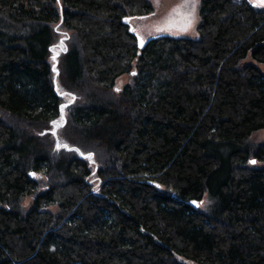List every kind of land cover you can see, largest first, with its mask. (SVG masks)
<instances>
[{
    "label": "trees",
    "instance_id": "1",
    "mask_svg": "<svg viewBox=\"0 0 264 264\" xmlns=\"http://www.w3.org/2000/svg\"><path fill=\"white\" fill-rule=\"evenodd\" d=\"M153 12L0 0V264H264V10L200 0L140 49Z\"/></svg>",
    "mask_w": 264,
    "mask_h": 264
},
{
    "label": "rangeland",
    "instance_id": "2",
    "mask_svg": "<svg viewBox=\"0 0 264 264\" xmlns=\"http://www.w3.org/2000/svg\"><path fill=\"white\" fill-rule=\"evenodd\" d=\"M154 6V12L152 17L146 20H133L132 26L134 32L140 36L142 39H148L155 35L165 34L171 36H182L187 38H194L196 36V27L199 23V2L200 0H192L186 7H181L184 5L185 0H149ZM253 4L255 7L264 10V6H257L256 0H246ZM194 4V7H193ZM157 29H162L158 31ZM61 42L58 43L53 48V53L50 57V61L56 64L57 56L64 50V39L66 38V33H60ZM263 68V65H259ZM57 77V74H56ZM55 77V79H56ZM127 81L126 78L122 79V83ZM57 85L58 92L62 95L65 103H70L73 100L72 96L63 91L59 85ZM65 104V105H66ZM67 106V105H66ZM66 112L61 113V117L53 124L50 129V133L55 139V144L57 148L67 147L66 141L62 136V126L65 122ZM256 142L264 141V131L256 133L254 136ZM90 161V165L93 167L94 156L84 155ZM25 204H29L26 201ZM200 209L203 208V204L199 205Z\"/></svg>",
    "mask_w": 264,
    "mask_h": 264
},
{
    "label": "snow or ice",
    "instance_id": "3",
    "mask_svg": "<svg viewBox=\"0 0 264 264\" xmlns=\"http://www.w3.org/2000/svg\"><path fill=\"white\" fill-rule=\"evenodd\" d=\"M190 2H192V0H185L184 5H182L181 7H186ZM256 4L257 6H264V0H256ZM194 7V4H193ZM158 31L162 30V29H157ZM252 163H255V161H252Z\"/></svg>",
    "mask_w": 264,
    "mask_h": 264
},
{
    "label": "water",
    "instance_id": "4",
    "mask_svg": "<svg viewBox=\"0 0 264 264\" xmlns=\"http://www.w3.org/2000/svg\"><path fill=\"white\" fill-rule=\"evenodd\" d=\"M138 36V35H137ZM153 38H155V36L150 37L146 40H143L140 36L137 37L138 40V44H139V48L142 49L144 47L145 44H147L150 40H152Z\"/></svg>",
    "mask_w": 264,
    "mask_h": 264
},
{
    "label": "crops",
    "instance_id": "5",
    "mask_svg": "<svg viewBox=\"0 0 264 264\" xmlns=\"http://www.w3.org/2000/svg\"><path fill=\"white\" fill-rule=\"evenodd\" d=\"M151 2V1H150Z\"/></svg>",
    "mask_w": 264,
    "mask_h": 264
}]
</instances>
